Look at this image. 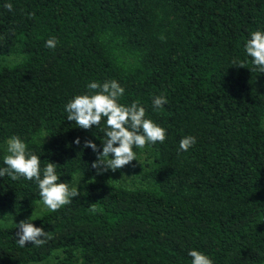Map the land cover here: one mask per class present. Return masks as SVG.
Returning a JSON list of instances; mask_svg holds the SVG:
<instances>
[{
    "label": "trees",
    "instance_id": "1",
    "mask_svg": "<svg viewBox=\"0 0 264 264\" xmlns=\"http://www.w3.org/2000/svg\"><path fill=\"white\" fill-rule=\"evenodd\" d=\"M256 30L264 0H0V58L21 56L0 64V168L19 136L42 169L56 163L58 182L83 180L70 204L32 220L51 234L42 246L20 247L16 224L0 226V264H191L193 249L214 264H264V73L245 49ZM112 80L119 103L138 102L166 139L98 174L84 142L102 151L105 123L81 129L65 105ZM185 136L196 138L186 152ZM126 170L139 186L108 182ZM40 202L34 180L0 177V218Z\"/></svg>",
    "mask_w": 264,
    "mask_h": 264
},
{
    "label": "clouds",
    "instance_id": "2",
    "mask_svg": "<svg viewBox=\"0 0 264 264\" xmlns=\"http://www.w3.org/2000/svg\"><path fill=\"white\" fill-rule=\"evenodd\" d=\"M4 7L8 11H14L12 3H6ZM29 15L34 16V13ZM161 39L166 37L161 36ZM57 43L53 37L45 42V46L55 49ZM245 49L256 70L264 73V31H253ZM232 64L247 67L243 61L238 62L235 59ZM87 88L89 92L76 95L65 105V111L67 120L75 122L81 129L99 127L104 121L105 127L102 131L106 139L102 141L103 150L100 151V146L93 140L84 142V148H91L96 153L97 159L92 162L91 167L96 169L98 174L108 170L115 172L137 160L134 147L144 149L146 146L165 141L166 130L146 118V109L143 106L138 102H133L130 106L119 103L125 89L117 81H105L102 84L93 81L87 84ZM166 102L165 95L155 96L153 107L161 109ZM75 143L80 144L79 137ZM195 143V137L185 136L179 142V150L186 152ZM6 151L8 154L3 158L6 167L0 168V177L7 175L12 180H19L21 177L28 181L34 180L38 184L43 204L50 211H58L70 204L72 198L79 196L77 187L58 182L60 177L57 175L56 163L50 162L42 169L40 157L30 153L27 144L19 136H13L7 141ZM97 210L95 203L91 204L89 211L96 213ZM32 220L30 217L16 224L19 229L15 233L18 237L16 242L20 247H25L29 242L39 247L52 238L50 232L45 231L43 227H36ZM189 256L192 257L191 264H214L208 255L196 249L191 250Z\"/></svg>",
    "mask_w": 264,
    "mask_h": 264
},
{
    "label": "rangeland",
    "instance_id": "3",
    "mask_svg": "<svg viewBox=\"0 0 264 264\" xmlns=\"http://www.w3.org/2000/svg\"><path fill=\"white\" fill-rule=\"evenodd\" d=\"M20 60H21V56L19 55L6 56V57L0 58V64L2 65L12 64ZM2 147H3L2 149L6 151L7 143L3 145ZM108 182H111L114 184H125L129 187H137L140 185V183L139 184L135 183L134 178H133V173L128 172V170L124 171L117 179H109ZM82 184H83L82 177L80 175H77L75 177L74 186L79 187ZM46 210H48V208L43 204V202H40L37 210H35L33 213L25 214L22 216L8 215L5 218H0V226H9V225L18 224L20 221L27 220L30 217H32V219H35L41 216L42 213ZM28 264H41V263L33 262V263H28Z\"/></svg>",
    "mask_w": 264,
    "mask_h": 264
}]
</instances>
